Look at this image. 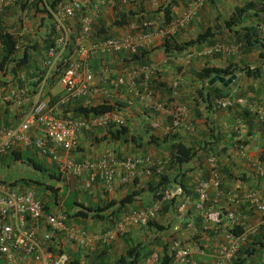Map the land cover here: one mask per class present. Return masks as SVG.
<instances>
[{"label":"built area","instance_id":"1","mask_svg":"<svg viewBox=\"0 0 264 264\" xmlns=\"http://www.w3.org/2000/svg\"><path fill=\"white\" fill-rule=\"evenodd\" d=\"M17 1L0 0V13L9 4H16L19 7ZM41 1L39 7L44 8L45 12L40 13L49 21L51 42L46 49H43L40 81L27 110L14 126L6 127L0 121V154L15 149L29 150L39 158H49L65 184H68V178L72 176L80 182L83 191L97 184L106 194L111 193L116 185H125L141 178L148 180L153 178L154 174L163 173L165 166L168 165L163 161L154 160L143 154L120 157L113 149L103 150L98 158L92 161L72 159V151L78 147V134H93L99 129L105 132L124 125L123 118L116 112L119 107L100 115L76 116L71 113L62 117L55 113L56 109H64L63 105L75 104L77 101H81L78 104L83 105L82 107L100 102V100L95 103L90 101V97L96 91L93 87L95 78L90 70L89 60L94 57L100 59L130 54L139 50L148 41L149 29L153 26V22L132 16V19L126 21L125 32L116 37L99 38L93 32L92 19L86 13L82 0H62L53 7L47 6V0ZM108 1L96 0L97 12L101 7L107 6ZM118 1L130 4L136 2V0ZM206 1L208 0H195L193 4L201 5ZM191 16V12L186 13L183 21L188 22ZM20 17H26L24 11ZM24 23L23 19L17 25L23 33L22 36L26 37L29 32ZM256 29L263 31L264 26L258 25ZM15 49L19 54L21 51L19 42H16ZM218 51V45L204 49L206 54ZM99 72L101 76L99 82L110 87L109 91L99 90V93L104 94L105 103L114 106L122 103L126 107L139 103L141 121L150 129L156 127L154 113L164 110V107L153 100L154 90L150 86V77L154 74V69L150 62L140 65L129 63L118 74L114 73L110 65L102 62ZM53 75L55 81L61 85V91L51 104L50 96H46L44 91ZM7 94L9 100L13 99L19 103V99L24 98L25 90L15 87L9 89ZM216 105L220 109H228L233 105V101L229 98L220 99L216 101ZM250 108L253 110L252 106ZM258 122L261 149L264 150V106L258 110ZM178 123L179 120L174 118L173 127ZM235 148L237 151L242 150V146L238 144ZM206 163L210 168V174L195 185L196 198L190 203L200 219L201 227L204 229L209 227L212 233L219 237L210 245L207 252L202 248L198 249V252L206 256L207 261L204 264H232L240 247L249 242L248 240L259 231L258 229L264 227V195L259 191L244 195L226 193L224 194L226 210L224 212L210 210L207 206L208 191L212 189L216 195L219 193L220 176L214 157H208ZM252 168L255 176L264 181V165L255 162ZM172 172L171 170L170 173ZM180 194L181 188L174 186L164 191L162 198L169 201ZM188 204V198L179 199L177 202L174 212L176 222L170 227L173 237L168 239L165 253L168 260L164 264H199L194 260L190 247L195 243L189 245L177 236L181 227L185 230L194 229L193 220L187 214ZM244 204L260 215L252 224L246 223L242 215L238 214V208ZM159 209L160 202L153 201L149 206L127 210L114 223L112 231L109 233L105 231L103 236L91 239L80 228L65 225L67 218L62 215L59 207H57L58 211H44L42 201L30 188L17 189L0 183V262L1 264H69L71 257L65 252L63 241H56V233L66 235L69 241L65 243H73L87 253L96 245L108 244L110 241L106 240L116 234H124L129 227L148 226L150 222L156 220ZM221 216H225L227 220L224 227L220 225ZM162 257V250H152L138 264H161ZM251 264H264V250H261L258 260Z\"/></svg>","mask_w":264,"mask_h":264},{"label":"crops","instance_id":"2","mask_svg":"<svg viewBox=\"0 0 264 264\" xmlns=\"http://www.w3.org/2000/svg\"><path fill=\"white\" fill-rule=\"evenodd\" d=\"M82 1L85 5L84 9L86 13L92 19L93 32H95L96 36L99 38L116 37L120 33L125 32V20L121 24H113V21H120L122 16L129 18L131 16L145 14L147 18H150L148 20L153 22V26L149 29V39L146 43L142 41L145 44L141 46L140 50L147 51V58L153 65L154 74L150 77V80L162 83V86L154 88L153 100L154 102L161 103L164 110L154 113L157 124L155 128L150 129L146 123L141 121L138 111L141 108L139 103H136L132 107H126L124 104L120 103L121 106L116 112L123 118L124 125L127 126L128 134L133 136L137 143L124 144L120 142H110L103 138L105 132L99 129L95 133L89 134L97 143L92 144L88 134L80 133L77 135L79 144L77 148L82 149L80 153H73L72 159L75 161L95 160L105 149H113L116 151L117 155L122 157L123 155H128V149H130L136 152L134 154L147 155L154 160L163 161L164 164L169 165L171 152L167 151V149L179 142L189 149H199L197 159L193 160V162L188 165L194 167L193 170L187 174L188 185L192 187L194 193L195 185L199 181L207 178L210 174V168L206 163L208 157L215 158L216 167L219 165L224 166L230 171V177H226L223 173H219L220 189L217 195L212 189L208 191L207 206L210 210L215 212H224L226 210V196L224 195L226 193L244 195L246 193L259 191L264 195V181L255 176L252 168L255 162L264 165V150L261 149V132L258 122V110L264 106V76L262 78L253 79L245 77L242 73L237 72L234 81L225 88L218 83H214L216 86L225 89L228 94L226 99L229 98L233 101V105L228 109H220L216 105V101L220 100L219 98L210 97L207 102L202 100L196 93L201 85V81L197 80L195 77L196 73L202 67L224 68L228 64L238 67L242 65L257 67L260 65V61L257 57L259 47L256 46L253 49L244 51L243 48L240 47V44H234L233 36L227 32L224 27V21L227 20L235 7H240L246 1L256 0H208L201 5L189 3L187 6H183L182 4H178L171 9L173 15L172 20L166 25L163 24L162 12L158 9L164 6L167 0H136L134 4L125 1L109 0L107 6L101 7L98 12L95 5L96 0ZM6 10L10 13H14L3 15V12L5 13ZM22 11L26 14L24 18L20 17ZM3 12L0 13V20L9 28V32L12 33L14 41L20 43L21 49L24 46H33L34 48L29 49L31 56L40 64L44 53L42 48L43 39H46L47 34L50 33L49 21L45 19L42 13L33 12L32 10H21L16 4L5 6ZM188 12H191L192 16L190 20L185 23L183 21V16ZM23 19L25 28L27 27V32H29L25 35L26 37L22 36L23 33L22 31L20 32L17 25L18 22ZM206 28H211L212 31L218 33L216 38H219V42L214 44L218 45V52L206 54L204 53V49L207 47L203 46L198 48H186L180 52L172 51L166 56L164 55V35H171L176 44H182L194 39L197 34ZM99 29L102 31L101 33L98 31ZM256 31L258 41L264 43V30L261 31L256 29ZM51 35L50 33V37ZM128 55L129 53L119 54L112 58L102 57L100 59L94 57L89 60L90 70L94 74H99V66L103 62L110 64L114 69V73L118 74L127 64L132 63L130 60L126 61ZM19 77L22 79V75H19ZM96 86H98V84H96ZM22 88L25 90V95L24 98L19 99V103H16L14 100H9L8 94L6 93L7 91H3V88H0L1 123L3 115L10 117V115L14 116L20 108H22L23 111L27 110L30 102L33 100L35 91H31V87L28 83H24ZM60 91L61 85L59 82L55 81L52 85L48 84L45 86L44 93L46 92V96L52 97L56 96ZM97 91H99V89H97ZM203 92H205V90H203ZM93 94L96 95V93ZM236 100H240L241 102H237ZM8 101H11V103L9 104ZM73 105L74 104L63 105L64 109H56L55 113L62 117L69 116L71 115V111L63 113V110L67 111V109H71ZM250 106L253 107V110ZM174 118L179 120L176 127H173ZM150 137L161 143L163 146L162 149H160V147L156 149L152 147L151 144L147 143ZM237 144L242 146L241 151L236 150L235 146ZM203 147H209L210 151L204 154L202 151ZM83 178L84 177H82V179ZM145 180V178L137 179V185H144L146 183ZM73 181L75 191V183L77 181L74 178ZM66 186L69 188V181ZM134 188L135 185H133V182H130L125 185H116L114 190L109 194L104 193L99 185H92L87 191L88 194L92 193L90 197L91 202H96L98 199L103 202V200H119L124 195L134 190ZM61 191L62 188L59 189V192ZM146 196L148 199L140 195L135 196V199L139 201H133L132 206L129 207L128 210L137 209L138 205H148L149 202L145 201V199L150 201V198L149 195L146 194ZM41 201L45 202L47 198ZM76 201L79 200L76 198ZM188 206L193 209L192 203L189 202ZM52 211H58L55 205L52 206L48 212ZM71 212H68V214ZM238 214L242 215L245 222L249 224L255 222L257 218L259 219L258 216H260L257 212L248 209L246 204L238 208ZM169 219H172V217L167 211L163 214L161 220L163 223H167ZM173 219H175L174 216ZM67 221H73L74 223H68ZM173 222L175 223V221H172V223ZM64 223L67 226L73 225L76 228H80L91 239L103 236L104 230L107 228L110 229L106 230V233H109V231H112L114 228V224L110 225L101 222L92 223L88 218H67ZM226 224L227 220L225 216H221L220 225L224 227ZM198 225L201 230L195 227L192 230H185L182 228L177 236L182 241L185 240L189 245L195 243V245H190L193 258L199 262V264H204L207 258L206 256L200 255L198 249L202 248L204 252H207L210 245L214 241H217L219 235L213 234L209 227L207 229L201 227L200 219ZM137 228L140 227H129L124 234H116L106 241H115V244L121 247L122 250V241L124 240L134 242L150 241L148 234L147 238H144L142 233V231L146 232V228L141 227L143 228L141 230ZM194 233L199 234L196 240L190 237ZM257 233L258 232H256L255 236ZM250 240L251 239L248 241ZM56 241L69 240L66 235L59 232L56 233ZM159 241H162L160 248H162L164 241H167L168 246V240L165 239L163 234H161ZM154 250H159V246H155ZM260 252L261 251L256 254L254 260L249 259L250 261H247L246 264L257 261Z\"/></svg>","mask_w":264,"mask_h":264},{"label":"trees","instance_id":"3","mask_svg":"<svg viewBox=\"0 0 264 264\" xmlns=\"http://www.w3.org/2000/svg\"><path fill=\"white\" fill-rule=\"evenodd\" d=\"M62 0H47L46 4L48 7H53ZM195 0H167L164 6L160 7V10L163 15V24H169L172 20V8L177 6L178 4H182L183 6H187L189 3H193ZM19 8L21 10H32L33 12H45V9L39 7L41 4V0H18ZM141 12V11H140ZM137 19H150L147 18L145 14H141L136 16ZM1 19V15H0ZM132 19L131 17H121L120 21H113V24H121L122 22ZM258 25L264 26V0H256V1H246L240 7H235L226 21H224V27L229 32L234 39V44H240V47L243 48L244 51L253 49L254 47H259V51L257 53V57L260 61V65L257 67H252L248 65L231 66L228 64L224 68L218 67H202L195 75L197 80L201 81V85L199 89L196 91L197 95L204 100L208 101L210 97L225 99L227 97V93L224 88L218 87L215 84L208 85V80L215 75L222 76L224 78L230 77L232 74H236L237 72L242 73L245 77L248 78H262L264 76V43L262 41H258L256 27ZM99 33L100 29L98 30ZM216 31H212L211 28H206L202 32L196 35V37L192 40H189L182 44H176L174 42L173 37L164 35L163 37V53L166 56L169 52H180L183 49L190 47H210L214 45L216 42H219V38L217 36ZM50 33L47 34L46 39H43V49H46L50 44ZM32 45V44H31ZM16 42L12 36V33L9 32V28L3 24L0 20V88H3V91H8L11 88H22L24 83H28L31 87V91H35L38 82L40 81V76L42 69L40 68L39 62L33 59L31 56L30 50L31 47L24 46L20 53H16ZM28 48V49H27ZM35 56V55H34ZM33 59V60H32ZM132 61L133 64H145L149 63L147 58V51L144 50H136L128 55V59L126 61ZM124 61V60H123ZM22 75V79L19 77ZM55 76L50 77L48 84L52 85L55 82ZM150 86L154 90L155 87L162 86L161 82H156L155 80L150 81ZM205 90V92H203ZM7 93V92H6ZM56 96L49 97V101L52 104ZM13 100V99H10ZM9 104L11 101H8ZM81 101L75 102L71 109L63 110L64 112L71 111L73 115H100L104 113H109L114 111L116 108L120 107L121 104L117 103L114 105L105 103L104 100H100V102L96 104H91L89 106L82 107L78 103ZM25 111L22 108L19 109L17 113L10 115V117H6L3 114L2 125L4 126H14L19 121L21 115ZM4 113V112H3ZM8 115V114H7ZM127 126L123 125L119 128L108 129L105 131L103 136L104 139L110 142H120V143H137L133 136H130L127 132ZM147 143L151 144L152 147L162 149V144L159 143L156 139L150 137ZM140 145V144H139ZM198 150L189 149L183 146L181 143H175L167 151L171 152V160L169 161V167L173 171L172 173L165 174H154L153 178H149L144 185H137V179L133 180V185H135L134 190L130 191L126 195H124L119 200H100L98 199L96 202H91L89 198L88 192H83V197H85V202L73 201L74 209L70 214H64L66 218L73 219H86L88 218L92 223L101 222L108 223L113 225L115 221L118 220L119 216L125 213L129 207L132 206L135 196H139L144 189L147 190V194L149 195L150 201H159L160 202V210L162 213L169 212V215L172 219H169L166 222H151L148 224L150 241H122L123 243V254L114 258L112 264H138L144 257H146L152 250H154L155 246L154 242L159 243L161 234L165 236V239L168 240L173 237V233H171L170 227L175 221L173 219L174 212L176 210V205L179 199L188 198L189 202H193L196 198V193L192 187L188 185V176L187 174L193 170V166H188L193 160H196L198 157ZM203 153L206 154L210 151L209 147H203ZM8 155L6 158L11 159V162H20L28 164L33 170L42 172L44 171V167L42 162L39 160H34L30 156L25 157V161H22V150L15 149L12 151H8ZM5 153L0 154V166H9L10 163L5 160ZM218 173H223L226 177H230V171L227 167L217 166ZM47 177L52 179L53 181H58L59 176H57L56 167L47 170ZM172 174V175H171ZM0 183L7 184L10 187H14L17 189L30 188L33 185L43 186L46 191H49V195L52 196L51 203H49V199L47 201L42 202V209L46 212L50 210L52 206L61 207L62 203V191L59 192V187L41 182L37 179L33 178H24L18 177L13 179L12 181L0 180ZM67 184H64L65 186ZM174 186H178L181 188V194L178 196L172 197L169 201L164 200L163 193L166 190L172 189ZM67 187V186H66ZM68 190V188H67ZM86 191V190H85ZM46 195V194H44ZM61 211V209H60ZM62 213V212H61ZM161 213V212H160ZM63 214V213H62ZM187 214L190 219L194 222V227L198 229L199 227V218L194 213L191 207L188 208ZM188 217V216H187ZM162 223V224H161ZM183 228V227H181ZM199 230H201L199 228ZM239 233V232H238ZM199 234L194 233L190 237L193 240ZM199 247H202L198 245ZM167 241H164L162 244V253L163 257L161 258V264H164L168 257L166 256V248ZM264 250V227L260 228L257 235L251 238V240L245 243L238 250L235 258L232 260V264H246L249 262L250 257L253 254H258L259 251ZM71 261L69 264H79V257L77 254H70ZM90 264H108L107 257L102 253L94 252L90 254L88 257Z\"/></svg>","mask_w":264,"mask_h":264},{"label":"rangeland","instance_id":"4","mask_svg":"<svg viewBox=\"0 0 264 264\" xmlns=\"http://www.w3.org/2000/svg\"><path fill=\"white\" fill-rule=\"evenodd\" d=\"M13 13L14 12H11L10 13L8 10H6L5 13L3 12V15H7V14L10 15V14H13ZM108 65H110V64H108ZM100 77L101 76L98 73L94 74V78H95V82L94 83L95 84H94L93 87L96 89V92H95L96 95L93 94V96L90 97V101L92 103H95L98 100H104V94L99 93V91H97V89H99L101 91H107V90L109 91L110 90V87L107 84L106 85L105 84L102 85L99 82ZM108 78L110 79L112 77H108ZM108 78H107V81H109ZM96 84H98V86H96ZM88 136H90V135L88 134ZM89 139H90V141H92V144H97L95 142V140H93V138L91 136L89 137ZM78 146H79V144H78ZM81 149L82 148L75 149L72 152V154L73 153L76 154L77 152L80 153L81 152ZM128 150H129V152H128V155L127 156H129L130 154L136 153L134 150H130V149H128ZM8 154L9 153L6 152L5 155H4L5 156L4 158H5V160L7 162L10 163V165L7 166V167L4 166V165H1L0 166V180L3 179L5 181H12L13 179H16L18 177L33 178V179H37V180H39L41 182L50 184V185H52V187L57 186L59 188H62V193H61L62 195L61 196H62L63 199H62V203H61L60 209H61V212L63 214H66L68 212H71L74 209L73 201L76 198L79 201H81V202H83V201L85 202V197L82 196V194H83L84 191L80 188V185H79L80 182L77 181L75 183V191H74V184H73L74 181H73V177L72 176H69V178H68V181H69L68 191H67L66 185L63 186L65 184V182L60 177L58 178V181H53L52 179H50V178L47 177L46 173H44V172H47V170H50L51 168L53 169V167H55V165L50 161L49 158L43 157V158L40 159L34 152H31L29 150H22V161H25L24 159H25L26 156H30L34 160H38V161L40 159V161L43 164L44 171L38 172V171L33 170L25 162L24 163L23 162L22 163H19V162H17V163L11 162V159L6 158ZM123 156H125V155H123ZM170 171H171L170 167L168 165H166L163 173L169 174ZM57 176H59L58 173H57ZM146 181L147 180H145V182ZM63 182H64V184H63ZM95 185H97V184H95ZM30 188L32 189L34 195L37 196L40 200H43V199H45L47 197L49 199V203H51L52 196L49 195V191H46L43 186L33 185ZM85 192H88V191L86 190ZM44 194H47V195H44ZM146 194H147V190L144 189V191L140 193V196L143 197V198H147ZM91 195H92V193L89 194V198L91 197ZM104 196H106V195H104ZM134 201H139V200L134 199ZM145 201L149 202V204L148 205H142V206L141 205H138L137 208L149 206L152 203V202H150L149 200H146V199H145ZM163 214L164 213H162V211L159 209V212H158V215H157L156 220L155 221H152V222H162L163 223V221L161 220V218L163 217ZM67 222L68 223L70 222L72 224L74 223L73 221H67ZM145 228H146V232H143L142 231V233H143L144 238H147V234H148V236H150V234H149V228H148V226H146ZM108 229H110V228H107L104 231H106ZM137 229L141 230L143 228L140 227V228H137ZM63 243L65 244L64 250H65L66 253L68 252L70 254L72 253V254H77L78 255V257H79V264H90V261H89V258L88 257L90 256V254H92L94 252L101 253V254L103 253L107 257V263L108 264H112L114 258H116V257H118V256H120V255L123 254L122 248L119 247V246H117L115 244V241H110L108 244H104L102 246L101 245H96L93 249L88 250L87 253H85L83 250L77 248V246H75L73 243H70L69 244V242L68 243H65V241H63ZM161 243H162V241H159L158 244L156 242H154L153 245L154 246H159V250H161V248H160L161 247ZM255 257H256V253L253 254V256L250 257V260H254ZM0 264H1V262H0Z\"/></svg>","mask_w":264,"mask_h":264},{"label":"water","instance_id":"5","mask_svg":"<svg viewBox=\"0 0 264 264\" xmlns=\"http://www.w3.org/2000/svg\"><path fill=\"white\" fill-rule=\"evenodd\" d=\"M235 79V75L232 74L230 77L228 78H224L222 76H218V75H215V76H212L209 80H208V85H212L214 83H218L220 84L222 87H226L228 84H230L232 81H234Z\"/></svg>","mask_w":264,"mask_h":264},{"label":"clouds","instance_id":"6","mask_svg":"<svg viewBox=\"0 0 264 264\" xmlns=\"http://www.w3.org/2000/svg\"><path fill=\"white\" fill-rule=\"evenodd\" d=\"M41 159V158H40ZM31 189V188H30ZM32 190V189H31Z\"/></svg>","mask_w":264,"mask_h":264}]
</instances>
